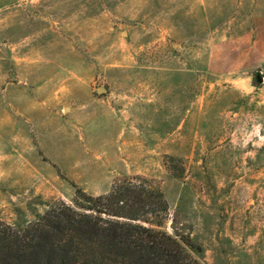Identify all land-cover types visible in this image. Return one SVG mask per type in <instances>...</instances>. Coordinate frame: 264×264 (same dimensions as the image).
Returning <instances> with one entry per match:
<instances>
[{
  "label": "rangeland",
  "instance_id": "rangeland-1",
  "mask_svg": "<svg viewBox=\"0 0 264 264\" xmlns=\"http://www.w3.org/2000/svg\"><path fill=\"white\" fill-rule=\"evenodd\" d=\"M258 73L264 0H0V220L140 177L205 264H264Z\"/></svg>",
  "mask_w": 264,
  "mask_h": 264
},
{
  "label": "trees",
  "instance_id": "trees-1",
  "mask_svg": "<svg viewBox=\"0 0 264 264\" xmlns=\"http://www.w3.org/2000/svg\"><path fill=\"white\" fill-rule=\"evenodd\" d=\"M75 188L71 203L54 199L23 224L0 220V264H205L201 245L161 229L169 204L146 179L101 195Z\"/></svg>",
  "mask_w": 264,
  "mask_h": 264
},
{
  "label": "water",
  "instance_id": "water-1",
  "mask_svg": "<svg viewBox=\"0 0 264 264\" xmlns=\"http://www.w3.org/2000/svg\"><path fill=\"white\" fill-rule=\"evenodd\" d=\"M256 80H257L258 83H262L263 82L264 77L261 75V73H258L256 75Z\"/></svg>",
  "mask_w": 264,
  "mask_h": 264
}]
</instances>
